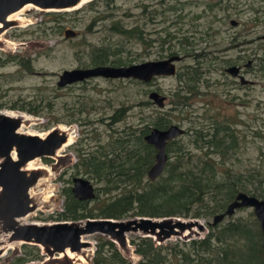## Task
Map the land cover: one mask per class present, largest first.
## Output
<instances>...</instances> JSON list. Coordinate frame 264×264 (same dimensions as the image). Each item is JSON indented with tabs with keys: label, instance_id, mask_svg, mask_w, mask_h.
Segmentation results:
<instances>
[{
	"label": "rangeland",
	"instance_id": "374dc122",
	"mask_svg": "<svg viewBox=\"0 0 264 264\" xmlns=\"http://www.w3.org/2000/svg\"><path fill=\"white\" fill-rule=\"evenodd\" d=\"M19 16L12 29L4 31L0 24V109H36L41 114L21 110L30 117L23 122L27 130L46 134L70 124L76 135L59 154L37 158L35 165L44 167L32 170L43 179L42 193L28 221H57L61 213L71 219L88 216L81 203L69 204L60 192L72 177L82 176L97 195L111 194L107 205L115 218L173 216L202 223L175 233L181 239L152 240L167 256L161 264H264L254 207L236 208L215 223L240 192L264 199V0H92L74 10L29 7ZM67 29L75 36L66 37ZM175 55L179 74L151 81L99 77L57 86L64 70L95 66L101 59L126 66ZM227 67L241 71L229 74ZM153 91L164 98L163 107L150 97ZM168 125L183 133L166 146L164 174L152 180L149 168L145 174L122 168L151 164L156 150L145 137ZM80 155L112 165L86 170ZM5 233L0 223V235ZM135 236L129 235L128 251L99 243L105 235H86L95 244L83 254L86 261L61 257L45 263L91 264L95 251L102 264H124L115 257L145 263L149 254L143 245L138 251L143 238ZM4 243L8 248L0 264L50 257L34 245L12 246L9 238Z\"/></svg>",
	"mask_w": 264,
	"mask_h": 264
},
{
	"label": "water",
	"instance_id": "95a60500",
	"mask_svg": "<svg viewBox=\"0 0 264 264\" xmlns=\"http://www.w3.org/2000/svg\"><path fill=\"white\" fill-rule=\"evenodd\" d=\"M81 1L0 0V24L3 25V28L9 27L11 21L7 20L8 16L27 4H33L46 11L47 9L63 11L74 7ZM65 34L66 37H70L75 36L76 32L67 29ZM177 60H179V56L175 55L167 59L144 61L126 66L96 65L87 68L64 70L60 76L59 85L76 83L98 76L113 79L135 78L151 81L157 76L177 73L175 63ZM228 69L234 74L240 71L238 67H230ZM242 80L245 81L243 77ZM150 97L159 105H164V98L159 93L153 91L150 93ZM21 125L22 119L20 117L0 113V221L4 223L6 231L14 233V240L37 242L45 245L51 252L59 253L66 248L77 251L81 246H87L81 240V236L85 233L101 232L122 240L123 233L126 230L140 229L144 232H152L153 235L158 230L159 240H164V237L175 234L177 231L176 227L185 230L195 224L194 221L178 220L176 222L175 219L159 221L150 218L132 219L126 223L115 222L110 218H88L84 225L79 223L70 224V222L19 223L15 218L24 217L32 211L29 189L40 178L37 170L27 172L24 168L25 165L36 158H48L57 155V151L68 141V132L61 130L60 127L54 128L43 138L35 134H20L18 130ZM182 133V128L177 125H171L168 129L153 128L146 135V142L154 145L157 149L156 164L148 172L150 179H156L164 170L167 162L166 145L168 141ZM14 150L17 153V160L12 159ZM74 181L76 184V196H80L81 199H88L94 196V187L90 181L82 177L75 178ZM242 206L254 207V211L262 226L264 250V199L240 192L235 200L229 204L226 212L216 216L215 223L222 220L226 215L232 214L234 209ZM131 224H134V226H131ZM166 227L169 228V231H165Z\"/></svg>",
	"mask_w": 264,
	"mask_h": 264
},
{
	"label": "bare ground",
	"instance_id": "6f19581e",
	"mask_svg": "<svg viewBox=\"0 0 264 264\" xmlns=\"http://www.w3.org/2000/svg\"><path fill=\"white\" fill-rule=\"evenodd\" d=\"M90 1H92V0H82L79 4H77V5H75L74 7H72V8H67V9H65V10H74V9H79V8H81V7H83L85 4H87V3H89ZM29 7H36V6H34L33 4H27V5H25L24 7H22L21 9H19L18 11H16V12H13V13H11L9 16H8V18H7V20L8 21H14V20H18V19H20L21 17L19 16L20 15V13L22 12V11H24L26 8H29ZM36 8H38V7H36ZM38 9H41V8H38ZM41 10H43V9H41ZM47 11H51V9H47ZM249 61V60H248ZM178 74V73H177ZM2 111V113H6V114H8V115H11V116H20V117H22L25 121H26V119H28V118H30V117H28V116H26L25 114H20V113H18L19 115H17V113L15 112V111H11V110H1ZM24 124H22V126L19 128V130H18V132L20 133V134H22V133H26V134H35V135H38V136H41V137H46V135L48 134V133H46V134H40V133H37V132H34V131H30V130H27L26 128H24ZM62 130L63 131H66V132H69V131H71V128H69V127H66V126H62ZM76 137V135L74 134V130L73 131H71L69 134H68V141L57 151V153L59 154L60 152H62L67 146H69L70 144H72L73 143V141H74V138ZM12 159L13 160H17V153H16V151L14 150L13 152H12ZM36 160H37V158L36 159H34V160H32V161H30V162H28L26 165H25V170L27 171V172H30V170H32V169H36V168H40V167H44V166H36L35 165V162H36ZM43 179H39L38 181H37V183L35 184V186H33V187H31L30 189H29V196H30V199H31V202H32V211L30 212V213H28L26 216H24V217H21V218H18V219H16L15 218V220H17L19 223H22V224H31L32 222H35V223H39V224H42L43 222H37V221H28V217H29V215L31 214V213H33V212H35V211H37L38 210V208L39 207H37L35 204H37V200H38V196L42 193V190L40 189V182L42 181ZM45 181V180H44ZM39 201V200H38ZM38 205V204H37ZM134 219H142V217H139V218H134ZM167 219H170V218H163V219H156V220H159V221H162V220H167ZM130 220H132V219H130ZM130 220H128V221H130ZM172 220H174V219H172ZM178 220H181V219H175V221L177 222ZM183 221V220H182ZM195 222V226H197V227H199V228H202V223L200 222V221H198V220H195L194 221ZM0 223H1V221H0ZM177 231L175 232V233H180L181 232V229H179V227H176L175 228ZM134 234V235H137V236H140V237H151V238H153L154 240H159L160 238L158 237V235H159V231L157 230L156 232H155V235H153V233L152 232H144V231H142V230H140V229H137V230H133V229H130L127 233H126V239H127V242H128V240H129V235L130 234ZM13 232H9L8 231V233H5V236H1L0 235V256L1 255H3V254H5V253H7L6 252V250H7V248H8V246H4V241L5 240H8V238H9V240H11L12 238H13ZM94 234H97L96 232H93V233H85L84 235H82L81 236V240H82V242L83 243H89V244H91V245H88V246H86V245H84L82 248V250L80 251V252H74V251H72L70 248H66L63 252H59V253H53V252H51L50 251V249H48L45 245H42V244H39V243H37V242H26V241H23V240H16V241H13V243L11 242V244L10 245H12V246H14V245H16L17 243H22V244H28V245H34V246H38L40 249H42V252H41V254L42 255H46V256H50V257H48V258H45L44 257V259L41 261V262H39V260L38 261H33L32 262V264H46L45 263V261L47 260H49V259H52V258H54V259H56V258H61V257H65V258H68V259H72V258H77V259H81V260H85V256L83 255V254H87V248H88V251H90L91 250V247L93 246V245H95L94 244V242H92V241H89V240H85L84 239V236H86V235H94ZM187 235V234H186ZM107 237H109V239H111L114 243H116L117 244V246H121L122 245V242H121V240L120 239H118V238H114V237H112V236H107ZM11 238V239H10ZM174 238H179V239H181V237L179 236V235H177V234H175V235H172V237H171V239H167V240H165V242L166 241H170V240H172V239H174ZM164 242V243H165ZM129 243H131V240H130V242ZM163 243V244H164ZM11 246V247H12ZM4 249V250H3ZM4 251L2 254H1V252L2 251ZM45 252H47V253H45ZM58 256V257H57ZM134 263V262H133Z\"/></svg>",
	"mask_w": 264,
	"mask_h": 264
},
{
	"label": "flooded vegetation",
	"instance_id": "af4514ba",
	"mask_svg": "<svg viewBox=\"0 0 264 264\" xmlns=\"http://www.w3.org/2000/svg\"><path fill=\"white\" fill-rule=\"evenodd\" d=\"M93 3H91L90 5H92ZM17 25V23H15V22H12L11 21V25L9 26V27H6V28H4V31H7V30H9V29H12V28H14L15 26ZM18 26V25H17ZM2 27V26H1ZM0 27V28H1ZM22 27V26H21ZM1 31V30H0ZM66 32V31H65ZM2 32H0V34H1ZM177 61H179V60H177ZM177 61H175V62H177ZM98 65H106V64H98ZM96 66V65H95ZM229 69H228V67L225 69V72H227V73H231V71H228ZM240 71H241V69H240ZM60 76H61V74L59 75V80L57 81V86L58 87H60V88H63L65 85H71V84H74V83H71V84H65V85H59V81H60ZM99 77H103V76H98V77H91L92 79L93 78H99ZM104 78H106V77H104ZM90 79V78H89ZM86 80H88V79H86ZM85 81V80H84ZM79 82H83V81H79ZM76 83H78V82H76ZM164 106V105H163ZM163 106H161L160 105V107H163ZM30 108V107H29ZM29 108H25V107H23V108H20V107H16V106H14L11 110H16V111H18L19 113L21 112L22 114H23V112L21 111V110H24V111H28V112H30V113H33V114H35V115H37V114H41L40 112H38L36 109H33V110H31V109H29ZM1 110H6V109H0V112H2ZM34 110H36V111H34ZM20 113V114H21ZM21 119H22V122H24L25 120L22 118V117H20ZM56 125V124H55ZM61 125H57V126H53V127H51L50 128V130L51 129H54V128H58V127H60ZM69 126H70V124H69ZM171 125H168V126H164V127H160V129H168L169 127H170ZM75 140H76V138H75ZM74 140V141H75ZM73 141V142H74ZM170 141H168V143H169ZM168 143H167V145H168ZM166 145V146H167ZM152 147H154L155 148V155H154V160L151 162V164H150V166H149V170L152 168V166L154 165V164H156V155H157V149H156V147L154 146V145H151ZM85 158V157H84ZM103 158V157H102ZM100 162H103V163H105V164H107L109 161H107V159L106 160H102L101 158H97ZM81 160V158L79 159V162H81L80 161ZM168 165H169V163H168V161L166 162V165H165V167H164V170H163V172L160 174V175H162V174H164L165 172H166V169L168 168ZM82 168L84 169V168H89L88 167V162L86 161V162H84L83 163V166H82ZM149 172V171H148ZM79 177H82V176H76V177H72L71 178V180H70V182L72 183L71 185L70 184H68V186H64L63 188H61V190H60V192L62 193V195H64V196H67V194H68V192H70V194H71V198H70V202H69V204H73V203H81L85 208H86V214L88 215V216H85L84 218H79V219H71V218H73L74 216H70V215H65V216H60V214H57L56 215V217L55 218H57V221H56V223H63V222H70V224H72V223H79V224H82V225H84L85 223H86V220L88 219V218H92V219H94V218H108V217H103V216H96V215H94V214H98V215H100V212H104L105 210H106V205L104 204V203H97V201H98V195L95 193V187H94V185H93V187H94V191H93V193H94V196L92 197V198H88V199H81V197L80 196H76V192H75V189H76V184H75V181H74V179L75 178H79ZM73 180V181H72ZM89 181V180H88ZM69 182V183H70ZM88 205H90V207L89 208H87L88 207ZM61 214H63V213H61ZM59 215V216H58ZM168 218H170V219H173V216H168ZM110 219H112V220H114L115 222H119V223H126L128 220H130V219H134V218H130V219H128V220H121V219H118V218H114V217H112V218H110ZM131 226H134V224H131ZM117 230H119V228H117ZM129 231V230H128ZM127 230L126 231H124V233H123V239L121 240V242H122V245L120 246V247H123V248H128V251H131V249H130V247H129V244H128V242H127V239H126V233L128 232ZM165 231H169V228L168 227H166L165 228ZM97 234H102V235H105V238L108 236V235H106V234H104V233H101V232H96ZM161 236H162V234H161ZM162 237H164V236H162ZM171 237H172V235H170V236H168V237H164V240H162V241H164L165 242V240H167V239H171ZM105 238H104V240H105ZM140 238H136V239H134V240H139ZM103 239H100L99 240V243H101V244H103L105 241H104ZM13 241H16V240H14L13 238L11 239V242H13ZM154 241V240H153ZM155 241H158V240H155ZM159 243H161V242H159ZM87 244V246L88 245H91V244H89V243H86ZM94 246V245H93ZM92 246V247H93ZM153 246H154V243H153ZM91 247V248H92ZM83 248H82V246H81V248L79 249V250H77V251H74V252H80L81 250H82ZM2 253V252H1ZM101 259H102V255H99V252L98 251H95V253H94V255L93 256H91L90 257V261H91V264H102L101 263ZM124 259V258H123ZM126 260V259H125ZM63 261H65V260H63ZM66 261L67 262H69V263H72L68 258H66ZM85 261H86V258H85ZM84 261V262H85ZM127 262H129L128 260H127Z\"/></svg>",
	"mask_w": 264,
	"mask_h": 264
},
{
	"label": "trees",
	"instance_id": "16d2710c",
	"mask_svg": "<svg viewBox=\"0 0 264 264\" xmlns=\"http://www.w3.org/2000/svg\"><path fill=\"white\" fill-rule=\"evenodd\" d=\"M59 17H62V16H59ZM122 63H124V62H122ZM98 64H108L107 63V59H105V60H102L101 59L100 61H98V63L96 65H98ZM29 109L33 110V108H29ZM34 111H36V110H34ZM215 134H217V132H215ZM203 136H206V135H201L200 137H203ZM80 157H81V160H80L81 161L80 162V166L81 167L83 166V163L87 161L88 162V167L89 168L90 167H92V168L94 167L96 169V171H97V169H101V168H98V167L107 168V167H111V165H112L111 164V160H109V159H107V161H109V162L107 164H105L103 162H100L96 158H90V157L88 158V157L82 156V155H80ZM149 166H150V163H148V164L146 163L144 167H141L140 168V166H138V163L137 162H133L131 166L127 165L126 168H124V167H122V168L123 169H126V170L131 168V170H132L134 167H136L137 169H139V171L142 174H145V172L149 168ZM84 169H86V168H84ZM67 197L70 200V198H71L70 192H68ZM111 197H112L111 194H106V195H101V196L98 195V198H97L98 201H97V203H104L106 205V210L104 212H100V215H98V214H94V215L108 217V218H112L113 216H115V217L118 216V215H114V214H112L111 212L108 211L107 200L110 199ZM73 204H75V203H73ZM60 216H65V215L64 214H60ZM70 216H73V215H70ZM222 234H223V238L225 239L226 238L225 234L224 233H222ZM135 237L136 238H143V239H140L141 241L139 240V242H138L139 243L138 251L141 250L142 245H143L144 246V249L142 251L144 253H148L149 254V259L147 260V262H145V263H139V264H161L167 258L166 255L162 254V251L164 250V248H161V247H159L157 249L153 248V242H152V240H154L153 238H151V237H140V236H135ZM105 240H107V241H105L103 244L111 243V244L117 246V244L114 243L111 239H109V237H106ZM208 240L201 241L199 244L206 243ZM167 242H169V241H167ZM170 242H171V240H170ZM131 243H132V239H131ZM193 243H197V242L195 241ZM22 246L25 248V247H27L29 245L28 244H23ZM166 248H168V247H166ZM156 250H157V252H156ZM115 259L121 260L122 262H124V264H134L133 262H127V261H125L123 259H120L119 257H115ZM35 260H38V259H35Z\"/></svg>",
	"mask_w": 264,
	"mask_h": 264
}]
</instances>
